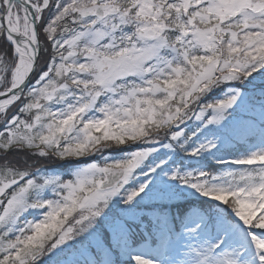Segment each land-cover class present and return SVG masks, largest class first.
Instances as JSON below:
<instances>
[{
  "label": "snow or ice",
  "instance_id": "6c2138e0",
  "mask_svg": "<svg viewBox=\"0 0 264 264\" xmlns=\"http://www.w3.org/2000/svg\"><path fill=\"white\" fill-rule=\"evenodd\" d=\"M0 264H264V0H0Z\"/></svg>",
  "mask_w": 264,
  "mask_h": 264
}]
</instances>
